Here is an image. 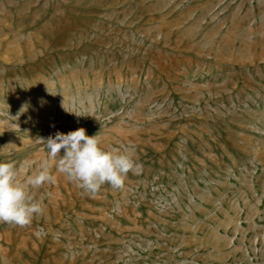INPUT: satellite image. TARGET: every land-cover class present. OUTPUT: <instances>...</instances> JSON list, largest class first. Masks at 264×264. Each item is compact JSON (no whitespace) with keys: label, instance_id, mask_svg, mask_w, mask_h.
I'll return each instance as SVG.
<instances>
[{"label":"rangeland","instance_id":"obj_1","mask_svg":"<svg viewBox=\"0 0 264 264\" xmlns=\"http://www.w3.org/2000/svg\"><path fill=\"white\" fill-rule=\"evenodd\" d=\"M81 127L137 166L93 195L51 162L0 264H264V0H0V162Z\"/></svg>","mask_w":264,"mask_h":264},{"label":"clouds","instance_id":"obj_2","mask_svg":"<svg viewBox=\"0 0 264 264\" xmlns=\"http://www.w3.org/2000/svg\"><path fill=\"white\" fill-rule=\"evenodd\" d=\"M35 142L44 144L47 159L25 181L18 178L15 162H0V222L25 226L34 216L43 213L42 201L35 199L29 188L55 183L53 161L56 172L93 195L105 184L122 188L127 174L137 166L132 148L106 150L101 146L99 134L89 136L82 127L67 134L56 132L46 140Z\"/></svg>","mask_w":264,"mask_h":264}]
</instances>
